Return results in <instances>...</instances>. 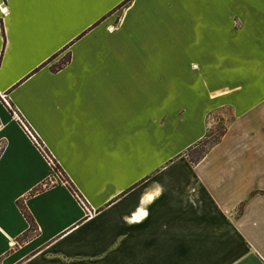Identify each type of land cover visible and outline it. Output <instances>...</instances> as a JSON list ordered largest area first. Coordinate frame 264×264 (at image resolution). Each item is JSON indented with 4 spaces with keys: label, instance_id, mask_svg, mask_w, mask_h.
<instances>
[{
    "label": "crops",
    "instance_id": "crops-1",
    "mask_svg": "<svg viewBox=\"0 0 264 264\" xmlns=\"http://www.w3.org/2000/svg\"><path fill=\"white\" fill-rule=\"evenodd\" d=\"M126 2L0 0V264H264V14L199 13L202 49L173 61L190 0ZM252 46L259 63L233 55ZM187 58L221 67L191 83L171 65ZM227 64L241 87L218 84ZM223 106L229 132L193 163Z\"/></svg>",
    "mask_w": 264,
    "mask_h": 264
},
{
    "label": "rangeland",
    "instance_id": "rangeland-1",
    "mask_svg": "<svg viewBox=\"0 0 264 264\" xmlns=\"http://www.w3.org/2000/svg\"><path fill=\"white\" fill-rule=\"evenodd\" d=\"M176 5H177V1H176ZM189 5L191 7L190 14H187V17L189 19L186 18L188 19L187 21L190 24L189 36H188L189 38L187 39L188 41L187 46L180 45L181 43L179 41L180 39L177 38L178 35L176 34L177 32L176 30L179 27H183V25L177 19V14H174V20H173V26H172L174 33H173V45H172V52H171L173 61H175L174 60L175 57L178 58L179 57L178 55H181L183 51H184L183 53L188 55V58H192L197 55L196 53L198 49L199 50L202 49L201 47L195 46L196 45L195 41L197 39L196 34H197L198 27H199V21H198L200 17L199 13L202 12V13H206L207 15L214 14V17L216 18H219V17L221 19L223 18L224 20L229 21L230 24H233L232 27L235 30L242 29L245 26V22L243 20L244 18L241 16V12L245 14L248 12V14H250L249 11H254V13H252L253 16L259 15L258 14L259 12H262L264 14V0H190ZM220 7H224L225 9H231L234 11L229 15H226V14L224 15L223 13L224 10H220ZM232 27H231V30H233ZM159 30L161 32V29H159L158 27V33H159ZM159 38H161L160 35H159ZM253 47H256V48H253ZM157 48L158 46L156 47V49ZM252 48H253L252 51L242 49L241 47L234 48L233 55L239 58L241 61H243V59H246V58L247 59L251 58L250 60L252 61L256 60L259 63V58L261 56L260 49H258L257 46H252ZM188 58L186 60L181 61V64L178 63V61L176 62L171 61V65H172V69L186 70L187 76H191V79L188 78L186 80L191 83L194 79L193 77L198 72L211 71L212 67L215 68L216 63L212 64L211 62H209L208 64H205V63L201 64L198 61L197 62L192 61L191 59H188ZM227 65L226 66L223 65V68H225L226 70V75L228 79H225L226 75L224 74H223V78L220 77V74L222 75V71L218 70L217 72L218 78L220 77L218 80V84H220V82H222V85L225 84L224 80L227 81V83L229 82L230 84H234L238 81V85L241 87V81L235 80V78L237 77V74L238 75L244 74V72H246L245 69L243 72V68H241L240 65H236V64H227ZM216 66L221 67V64L217 63ZM252 67L254 68V70L257 71L258 67L256 66H252ZM217 69H220V68L217 67ZM201 80H202L201 85L203 87L206 86L210 81V79L206 80L205 77ZM3 102L5 103V101ZM9 108L11 109V107ZM234 115H236V113L229 106L220 107L219 109L210 113L207 116V132H206L205 137L199 140V142L196 145H194L191 149H189L187 152L185 151L186 153L185 156L188 157L189 160L191 161L196 160V158H198L200 155L204 157L205 154L209 152L210 150H212V148L216 146L222 140V137H224V135L227 132H229L230 126L232 125L233 120L235 118ZM199 128H200V132H202L203 125L200 124ZM185 132L186 134H183V138L179 139L183 142V144L186 141H189L195 134V132H192V131L188 132L186 128H185L184 133ZM177 143L180 144L181 142L178 141Z\"/></svg>",
    "mask_w": 264,
    "mask_h": 264
},
{
    "label": "built area",
    "instance_id": "built-area-1",
    "mask_svg": "<svg viewBox=\"0 0 264 264\" xmlns=\"http://www.w3.org/2000/svg\"><path fill=\"white\" fill-rule=\"evenodd\" d=\"M2 98L5 101L6 105L9 106V107H11V109H13L12 106H11V104H10V102L6 99V97L3 96ZM13 114L17 118V120L24 126V129L28 133V136L32 140H34L36 143H38V146L41 147V149L44 150L45 155L51 160V162L54 163V159L51 158V156L46 153L45 148L43 147V144H42L40 138L38 137V134L32 129V127L30 125H28V123L24 120V118L16 110H13ZM2 149H3V145H0V154H1ZM77 195L79 197V201L84 206H86V202L84 201V199L79 194H77Z\"/></svg>",
    "mask_w": 264,
    "mask_h": 264
},
{
    "label": "trees",
    "instance_id": "trees-1",
    "mask_svg": "<svg viewBox=\"0 0 264 264\" xmlns=\"http://www.w3.org/2000/svg\"><path fill=\"white\" fill-rule=\"evenodd\" d=\"M129 1H131V0H127L126 3H128ZM68 61H69V60H68ZM45 151H46V153L48 154V151H47V150H45ZM202 157H203V156L200 155L198 158H196V160H192V161H193L194 163H196V162H198ZM53 165H54L55 170H56L58 173L62 174L63 177H65V180H66V182H67L69 188H70L71 190H74V185L70 182V179H67V178H66L65 173L62 171V168L57 164V162H56L55 160H54ZM22 210H23V212H24V214H25V216H26V219H27L30 223H32L31 216H30L29 212L26 210V208L23 207Z\"/></svg>",
    "mask_w": 264,
    "mask_h": 264
}]
</instances>
